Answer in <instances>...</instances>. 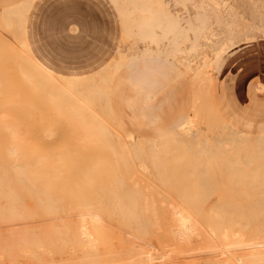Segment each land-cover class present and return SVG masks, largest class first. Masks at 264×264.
Masks as SVG:
<instances>
[{"label": "bare ground", "instance_id": "bare-ground-1", "mask_svg": "<svg viewBox=\"0 0 264 264\" xmlns=\"http://www.w3.org/2000/svg\"><path fill=\"white\" fill-rule=\"evenodd\" d=\"M116 3L118 2L115 0V4ZM121 3L123 6L120 5ZM121 3L119 4L120 7L116 6L118 7L117 10H119L121 16L120 19L122 20L124 27V36L128 38V36L136 30L139 36L142 35V38H140L141 40L147 41L148 44L156 45V50L147 47L143 54L160 53L159 43L165 39L171 40V38L173 41L172 44L174 43L171 45V52L177 53L178 51H184L182 45L186 43L191 44L190 52L196 50V45L200 37L201 39L205 38H202V33L205 32V21L208 17L214 15L216 18H219L224 11L226 12L228 9L234 8L231 6L232 4L228 3V0H170L168 3L165 0H124V2L121 1ZM254 4L256 5L257 3ZM171 6L173 10H171ZM30 7L31 0H27L12 8L3 9L0 13V18L4 27L15 33L19 45L27 53L24 57L22 55L17 56L19 58L21 57L25 62V64L22 62L25 67L20 64L19 68V65L16 66L22 80L30 85L32 89L31 92H34V94L37 95L35 96L42 101L44 107L55 111L54 114L58 115V124L63 123L66 125L70 136L74 135L70 132L77 131V133H79V135L76 133L78 136L77 140L80 142H101L103 144L107 143V146L111 144L109 142H113V140L117 141V143L119 142L120 150L123 152L121 155V161L126 165H129L133 159L136 160V164L140 166V161L142 159H140L139 156L143 154V148L146 147H143L142 145L147 141L140 145H135L134 142H132L131 135H125V132L124 135L129 139L128 142L133 143L132 145H129V149H127L126 145L120 144V137L109 128V123L114 124L115 128L118 127L113 121L107 102L109 92L108 85L111 83H109V81H111L110 78L115 73H113V71L119 69L121 63H123L122 61H125L127 57L126 54H120L116 61L112 62L108 68L98 74L100 76L99 80H96V77H58V75L53 74L38 63L31 55L26 40V22ZM127 7L130 8L128 9ZM176 8H182L183 13L174 11ZM230 13H233V11ZM223 15H225V13ZM156 30H158L160 34H158ZM191 32L194 35V40H191L189 36V33ZM166 48L167 47L164 49L166 50ZM185 50L187 52V49ZM169 56L170 55H168L167 58ZM128 60L129 59L127 58L126 62ZM182 61L183 60H181V62ZM182 63L185 64L186 61H183ZM206 68L207 66L205 62L195 67H191L187 64L184 72L191 75L194 85H197L195 82L201 85H207L211 82V76ZM2 81L3 79L0 82ZM9 84L10 81L5 80L0 86H6ZM201 85H197L198 87L196 90L199 91L201 88L199 86ZM0 88L2 91L8 90L7 87ZM198 91L197 93L199 94L200 91ZM202 95L205 97L204 94ZM206 95L208 94L206 93ZM198 97L202 96L199 95ZM208 97L209 96L206 98ZM194 99H198L197 96ZM199 100H201V98H199ZM193 108L196 109V115L199 116L202 107L197 104V106ZM204 108L205 107H203V109ZM202 112H204V110H202ZM193 116L190 117L192 118ZM191 118H188L177 132L158 140L160 142L159 144H165V146H168L167 148L162 146V149L164 150L166 148L164 150L166 152L170 147L175 151V148H177V145L179 144L178 148L180 151L177 150L178 148L176 150L179 151L180 155H183L181 156L182 158L179 157L181 159L186 156L188 151H193L192 153L195 155L194 158H197L196 156L199 154L203 155L205 153V155H208L210 158H208L209 162L214 158L219 160L221 164H226L229 168L234 170V175L230 176V178L235 182H233L230 187L241 184H237V181L249 179L248 181H250L251 185L247 184V187L261 189L263 191L264 163L261 159L264 157V136L252 137L251 135L239 132L224 121L223 123L218 124V128L221 129L220 133L218 132V135H213L212 138H209L201 134L200 124L202 120L200 116L197 117V119ZM3 130L8 133V135L0 137V146L4 147L0 150V258H2V260L4 258L5 260V262H2L1 260L2 263L0 264H58V260H62V257L64 258V254L67 250H70L72 255L75 254L76 259L79 257L83 264L85 262L89 264H98L99 261H97V256L99 258L102 257L104 260L106 257L103 256L108 254L107 252H104L106 249L109 251L114 250L116 253L122 250V252H120L122 254L118 255L121 256V258L124 251L129 256L127 260L133 258V261H135V259L139 258L135 264H146L145 261H151L149 264H153L156 259H154V256L157 257V253L159 255L158 257H160L163 251L162 247L165 250L163 253L166 252V248L168 249L169 245H167V247L165 245L169 241L172 242V246L174 244V247L177 246L176 248L178 251L175 250L176 248L174 250L179 253L176 254L174 250H172L173 252H171L176 255L173 254L174 256L171 257L172 255L169 256L170 253L168 254L167 251L165 254L161 255L160 262L156 260V264H264V191L258 195L252 194L253 197L259 196L261 198H256L251 203H244L243 206H240V203L231 200L228 197L226 204H228L229 207L223 208V202L222 200H219L215 203L214 207L210 209L209 215L206 217L202 214L201 208L195 207L194 203L198 202L202 204V202H206L209 197L214 194V189L217 187L224 188L226 186L215 185V182L211 181L213 180V177L211 178L206 175V171H202L203 174L200 173L202 175L196 177L194 173L198 172V170L196 171V167L197 165L200 166L199 163H196V166H193L194 169L192 168L193 170L188 173L189 176H168L163 173L167 171L163 169L165 166L161 165L163 163L161 159L158 158L157 162L159 166L157 165L156 169L158 172H156L158 174L156 179L158 180V185L160 184L163 189H168V192L161 193L157 191V193L153 192L152 194H146V192L142 191L139 192L140 187H143L145 183L143 186H139L140 181L136 180V178L133 177L134 175L129 176V174L126 176L118 175V177L112 178L116 176L118 172L116 171L113 174L114 176L112 174L108 175L111 179V183H113V186H109L110 188L104 189V187L102 188L98 186V184L103 185L102 183H96L98 186H96V190L98 191L100 189L99 191H101L100 194H98L101 201H99L100 199L92 200L96 199L97 194L95 193L92 195L95 196L91 201L88 202L80 199L78 204L80 206L73 208V206L71 207V204H75V188L73 190L75 183L74 185L69 183L75 179L72 177L73 180L69 175L72 172H75L73 171L75 169V164L72 160L75 155L71 156L69 153H72L73 155L75 150L71 152L69 149L61 151L63 148L58 150L42 149L36 144L30 145L27 142V144H25L24 139L19 136V130L10 129L8 127H4ZM51 131H53V129H49V131L47 130L46 132L48 133ZM47 135L51 136L49 133ZM149 141L151 142L149 143L150 145L156 146L158 144L157 141L154 142L155 140ZM101 143L98 144V146L101 145ZM248 143H252L253 146L250 147V145H247V147H244L243 144ZM88 146H90V144ZM106 148L107 147H105V149ZM108 148H110V146ZM192 148L194 150H192ZM105 149L103 150L105 151ZM243 149L245 151H243ZM107 151H109V149ZM112 152L114 154L116 153L114 150ZM168 152L170 155V151ZM191 152L187 158L191 156L193 159ZM157 153H159V150ZM80 155L81 154H78L77 157ZM84 157L82 158L84 159ZM144 158L146 157L144 156ZM201 158L202 157L199 158V161L197 159V161L200 162ZM96 159L97 158L94 157L93 161ZM100 160L101 159L95 161L94 165L99 166L101 163ZM166 160H168V158ZM176 161L178 162L181 160L176 159ZM157 162L154 163L157 164ZM86 163H88V161ZM112 163L115 164L114 161ZM150 163H152V161ZM204 165L205 163H203V167ZM248 165L253 166L251 170L246 171L245 168H247ZM110 166L113 167L112 164H110ZM144 166H146V164ZM115 167L116 166L114 165L113 168ZM129 167H132V165ZM241 168H243L246 173L242 171ZM92 169H94V167H92ZM144 169H148V165ZM111 170L108 171L111 173L117 169ZM152 170H154L153 167ZM100 171L97 170L95 172ZM105 173L109 174L108 172ZM88 174L83 173L82 176L88 181V183L92 184L94 179H91ZM99 174L102 176L104 175L102 173ZM99 174L97 175L100 176ZM235 174L237 175L235 176ZM80 179L78 183L81 184L82 179ZM97 179L100 182V178ZM139 179H141V177ZM83 183H85L84 180ZM115 184L116 186H114ZM85 185L86 187L88 186V184ZM91 186H93V184ZM124 186V189L126 190L123 192L122 189ZM148 186L146 184V187ZM66 188L73 190V192H69V190L65 192ZM89 189H92V187H89ZM117 189L122 192L115 191ZM149 189L152 190V188ZM171 189L174 190V192H170L169 190ZM136 190H138V192H136ZM153 190L155 191L154 188ZM154 194L162 198V203L175 204L174 201L171 202L170 197H172L179 201L180 205L176 204L178 207L171 208V211L169 210L168 214H166V212H168L167 210H165V212L164 209H162L165 213L161 214V217L159 216V219L161 220L160 223H168H164L165 229L162 231L163 233L161 232V236L158 234L155 235L154 233V238L162 237L161 241L158 242L159 239L156 240V238L154 241L161 245L159 252H156L155 255L154 250L151 249L152 247H147L146 249L144 248V250L149 251L151 249L154 253H150L154 256L151 255L149 258L146 256L144 258L142 256L138 257L137 255H139V253H144V255L147 253L144 252V250L142 253L141 247L150 246V243L147 242L152 241L145 240L147 245H144L145 243L143 244L142 241L149 236L151 228L153 229L157 226L156 215L158 214H156V211L158 210V206L156 205L155 207L157 200L153 201L152 199H148L149 195ZM68 198L72 199L68 200ZM89 198L90 197L88 196L87 199ZM225 198H227V196ZM159 203L157 202V204ZM65 205L68 206L66 207ZM162 210L159 208L158 211ZM224 212L233 214V216H224L222 214ZM245 212L249 214H244ZM74 216H78V219L80 218V220L77 218L74 219ZM256 220L259 221V224L256 229H253V223ZM102 221H107L108 223L113 224L119 222L116 226L117 229L122 227L125 231H128V235H130L129 237L132 238L133 236V240L129 245L130 247H126V242L130 239L129 237L127 240L121 239V237L123 235L125 236L127 232L120 234L117 233L119 230L117 231L115 228L114 230L117 231L115 233L111 228L113 224L108 226V224H105ZM16 225L21 226L16 227ZM4 227L9 228L4 229ZM202 227H205L209 231L212 238H209L208 236V238H206L205 235L203 238H201V235V237L199 235L196 236ZM192 237H199V240L202 239V244H198L199 241L196 243V247H201L203 245L202 249H194L193 251V248H196L195 245L193 246L192 243L191 245L193 247L188 245ZM162 239L167 240V243L163 244ZM152 244L153 242L151 245ZM178 245L190 246L189 248H187V246H182L184 250H187V254L186 252H183L181 248V250L178 249ZM103 247H106V249L103 250L105 253L104 255L99 254L102 253L100 250H102ZM190 248L192 252L190 251L189 254H194L196 250L206 251L205 254H202L201 256H198V251H196V257L192 255L190 258V255L188 254ZM129 254H135V259L134 256H130ZM166 254H168V258ZM76 255H78V257ZM193 256L195 258H192ZM123 258L125 257L123 256ZM140 258L141 261H139ZM109 260H111V258ZM119 260L116 259V262ZM122 260L123 259L120 261ZM152 260H154V262ZM124 261L123 264H128V261H126V263H124ZM101 262L102 261L99 263L101 264ZM78 263L80 264L81 262L77 261L76 264ZM106 263L108 262L106 261Z\"/></svg>", "mask_w": 264, "mask_h": 264}, {"label": "rangeland", "instance_id": "rangeland-1", "mask_svg": "<svg viewBox=\"0 0 264 264\" xmlns=\"http://www.w3.org/2000/svg\"><path fill=\"white\" fill-rule=\"evenodd\" d=\"M23 1L25 0H0V13L3 9L16 6ZM121 1L124 2V0ZM121 1L116 0L118 3L115 4L114 0H31V7L27 15L26 39L32 57L55 75H89L99 70L112 59L117 58L118 54H126L127 57L125 61H122L125 63H121L119 69L113 71V73L115 72L112 75L114 78L110 76L111 81H109V83H111L109 84L110 86L108 85L109 92L107 102L111 112L110 114L118 128H115V125L111 123H109V128L112 130V132L116 133L120 137V144L126 145L127 149H129V145L133 144L132 142H134L135 145H140L147 141L142 145L143 147H146L143 148V156H139L140 159H142L140 161V166L136 164V160L133 159L129 165H126L123 163V161H121V155L123 152L120 150L121 148L119 146V142L117 143V141L113 140V142H109L111 144L108 143V146L107 143L103 144L101 142H80L77 140V135H79L77 131L70 132L74 134L73 136H70L69 132L67 131V126L63 123L58 124V115L54 114L55 111L53 109L44 107L42 101L36 97L37 95L34 94V92H31L32 89L30 85L26 84L22 80V77H20L19 70L17 71V69L20 67V65L25 67V65H23L25 62L23 59H21V57L19 58L17 56L22 55L24 57L27 55V53L19 45L15 33L12 32V30L4 27L1 18L0 81L2 79L3 81L0 82V85H2L5 80H9L10 84L6 86H0L8 88L6 91H2L0 88V137L8 135V133L4 132L3 130L4 127H8L10 129L19 130V136L24 139L25 144H36L42 149L46 148V150H58L60 148H63L61 151L69 149V151L71 150V152H73L75 150L73 155L72 153H69L71 156L75 155L72 159L75 164V169L73 171L78 172H72L75 175L72 173V176L71 174L69 175L71 178L74 177L75 179L74 180L72 178L74 181H70L69 184L74 185L75 183L73 190L75 188L74 194H77L74 195L75 204H71V207L73 206V208L80 206L78 205L80 199L86 200L88 202L91 201V199L95 196L92 195L95 193L97 194L96 199L92 200L100 199L99 201H101V198L98 197V194H100L101 191H99L100 189L98 191L96 189L98 186L102 188L104 187V189L113 186V183H111V179L108 175H113L116 171H118L116 176L113 175L114 177L112 178L118 177V175L126 176L129 174V176L134 175L133 177L140 181L139 186H143L145 183L143 187H140L139 192H146V194H152L153 192L157 193V191L161 193L168 192V189H163L160 184L158 185V180L156 179L158 175L156 169L157 165L159 166L157 162L158 158L161 159L163 163L161 165L166 167V169L165 167H162L165 171H167L163 173L167 174L168 176H189L188 173L194 169L193 166H196V163H199L200 166L197 165L196 167V171L198 170V172L194 173L196 177L201 176L203 174L202 171H206V175L211 178L213 177V180L211 181L215 182V185L217 184L226 186L224 188L217 187L214 189V194H212L206 202H202V204L198 202L194 203L195 207L201 208L202 214H204L206 217L209 215L210 209L213 208L215 203H217L219 200H222L223 208H226L229 207L228 204H226L228 197L229 199L240 203V206H243L244 203H251L256 198H261L259 196L253 197L252 194L258 195L264 190L262 191L261 189L247 187V184L251 185L250 181H248L249 179L237 181V184H241L230 187V185L235 182L230 178V176L234 175V170L229 168L226 164H221L219 160L213 158L211 159L213 161L210 160L209 162L210 158L208 155H205V153L203 155L199 154L196 156L197 158H194L195 155L192 153L193 151H188L186 156H184V158H186L181 159V156L183 155L179 154V144L177 145L178 149L175 148V151H173V148L169 147L165 152L164 150L168 146H165V144H159L160 142L158 140L169 136L173 132H177L181 123L187 117L191 118L190 116L193 115V119H197V117L200 116L202 120L200 124L201 134L209 138H212L213 135L216 136L220 133L221 129L218 128V124H221L224 121L230 123L238 130L250 133L252 137H255V135H262L259 132H264V0H228V3L232 4L231 6L234 8L228 9L226 12L224 11L225 15H223V13L222 16H219V18H216L214 15L208 17V19L205 21V32H203L204 34L202 33V38H205L201 39L200 37L196 45V50L190 52L189 50L191 44L186 43L182 45L184 51H178L177 53L171 52V45L174 43L172 44V38L169 37L171 40L165 39L159 43L160 51H164L162 52L163 54L161 52L158 54H143L147 47L156 50V45L148 44L147 41L141 40L136 35L128 36V38L123 35L119 10H117L120 5L123 6ZM165 1L168 3L170 0ZM254 3L257 4L255 5ZM127 8L129 9L130 7ZM171 10H173L172 6ZM174 11L183 13L182 8H176ZM231 11H233V13H230ZM156 32L160 34L158 30H156ZM189 36L191 40H194V35L192 32L189 33ZM165 47H167L166 50L164 49ZM185 49H187V52ZM168 55L170 56L167 58ZM127 58L129 60L126 62ZM181 60L186 61V63H182L183 61L181 62ZM22 62L24 63L22 64ZM204 62L207 66L206 70H208L207 72H209L211 76V82L207 84L208 87L206 84L201 85L195 82V84L201 85L199 86L201 88L199 89L200 93L198 94V90H196L198 86L194 85L191 75H188L184 71L187 67V64H189L191 67H195L197 65L203 64ZM16 66H18V68H16ZM94 77H96V80L100 79L99 75ZM202 86L204 87V90ZM204 92H206L208 95H206ZM202 94H204L205 97ZM199 95L202 97H198ZM194 96H197L198 99H194ZM207 96L209 97L206 98ZM199 98H201V100H199ZM197 104L202 107L199 116L196 115V109L193 108L196 107ZM203 107L205 108L203 109ZM202 110H204V112H202ZM49 129H53V131L48 132L51 134V136L47 135L48 133L46 132L47 130L49 131ZM125 132V135H131V143L128 142L129 139L125 137ZM149 140H155L154 142L157 141L159 145H150L149 143L151 142ZM100 143L101 145H99V147L98 144ZM89 144L90 146H88ZM243 145L244 147H247V145H250V147L253 146L252 143ZM109 146L110 148H108ZM162 146H165L166 148L163 150ZM105 147L107 148L105 149ZM3 148V146H0V150ZM103 149H105V151ZM108 149L109 151L114 150L116 153L114 154L111 151L113 153L112 154L111 152L107 151ZM244 149L243 151H245ZM158 150L159 153H157ZM192 150L194 149L192 148ZM168 151H170V155ZM190 152L191 155H193V159L191 156L187 158ZM78 154L81 155L77 157ZM84 156L88 158L86 159ZM144 156L147 159L144 158ZM174 156L178 157L175 158ZM199 156L202 157L200 161L202 165L200 162H198L200 160ZM82 157H84V159ZM94 157L97 159L93 161ZM164 157L166 159L168 158L170 161L166 160ZM99 159H101L100 165L95 166L94 162L99 161ZM150 159L152 163H150ZM176 159L181 160L183 164L181 161L177 162ZM262 160L264 163V157L261 159V161ZM87 161L88 163H86ZM113 161L115 164L112 163ZM154 162H157V164ZM108 163L112 164L113 167L114 165L116 167L113 168ZM203 163H205L204 167ZM145 164L146 166H144ZM130 165H132V167H129ZM147 165L148 169H144L147 167ZM252 166L253 165H248L245 170H251ZM92 167H94V169H92ZM111 167L117 170L112 171L113 169ZM152 167L154 170H152ZM77 168H80L83 171ZM97 170L101 171L95 172ZM108 170H111L112 172L110 173ZM241 170L245 172L243 168H241ZM105 172H108L109 174ZM83 173H89L88 176L90 175L89 177L94 179V182H92L93 186H91L92 184L88 183V181L83 178ZM99 173L105 174L102 176ZM237 174H235V176ZM140 177L141 179H139ZM97 178H100V182ZM79 179L81 180V184L78 183ZM83 180L85 183H83ZM96 183H102L103 185L98 184L97 186ZM85 184H88V186L86 187ZM146 184L149 186L146 187ZM114 186H116V184ZM89 187H92V189H89ZM124 188L125 186L122 189L123 192L126 190ZM149 188H152V190ZM68 190L69 192H73V190L68 188L65 189V192ZM115 191L122 192L119 191V189ZM169 191L174 192L172 189ZM136 192H138V190H136ZM86 196H89L90 200L87 199ZM226 196L227 198H225ZM70 199L72 198H68V200ZM148 199H152L153 201L157 200L158 203L160 202L157 204L155 201V207L157 205L158 210L159 208L161 210L164 209V211L167 210L168 212L165 211L166 214L169 213V210L171 211V208L178 207L177 205H180L179 201L172 197H170L171 202L174 201L175 204L162 203V198L156 194L149 195ZM65 206L67 207L68 205ZM158 210L156 211V214H158L156 215L157 226L153 229L151 228L149 236H147L142 241L143 244L145 243V240L152 241L153 246L151 245L152 242H147L150 243V246H142V253L144 248L146 249L147 247H152L151 249L154 250L155 255L156 252H159V248L161 249V245H159L158 242L161 241L162 237H155L156 240L159 239L158 242L155 243L154 233L155 235L158 234L161 236L163 233L162 231L165 229V224L168 222H164L165 224L160 223L161 220L159 219V216L161 217V214H164L165 212L163 210ZM222 214L224 216H233V214H228L227 212ZM244 214L248 215L249 213L245 212ZM76 218L78 219V216H76L74 219ZM78 220H80V218ZM102 222L108 224V226L113 224L108 223L107 221ZM118 223L119 222H115L111 228L113 230L115 228L117 229L116 226ZM253 224V229H256L259 221L256 220ZM20 226L16 225V227ZM6 228L8 229L9 227ZM6 228L4 227V229ZM120 228L117 229L119 232L114 230L115 233L117 232L121 234L127 232V234H125L126 237L124 235L121 237L122 240H127L130 236L128 235V231H125V229L122 227ZM199 231L196 236L201 235L202 237H200L203 238L205 235L206 238H212L209 231L205 227H202ZM129 238V241L126 242V247H130L129 245L133 240V236L132 238ZM198 238L199 237H192L189 241L190 243L188 242V245H191L192 243V245H195L196 247V243L198 241V244H202V239L199 240ZM169 242L167 243V240L162 239L163 244L167 243L165 245L166 247L169 245L168 249L166 248V252L168 251L167 253H170L169 256L172 255L171 257H173V254H178L179 252H175V250H177V246L174 247L175 244L172 246V242ZM147 243L144 245H147ZM188 245L184 246L189 248L190 246ZM179 246L180 245H178V249L181 248L183 252L187 251L184 250L183 245V247ZM202 246L193 248V251L194 249H202ZM191 248L189 249L188 254L190 251L192 252ZM104 249H106V247H103L102 250H100L102 253L99 254L104 255V252H107L108 254L103 256L107 259L104 258L103 260L102 257H100V259L98 256V260L96 258L97 261H102L101 264H123L125 258L126 259L124 263L128 261V264H135L139 259V256H142L143 258L146 256L149 258L151 257L152 253H154L151 249L149 251L144 250V252L147 253H145V255L144 253H139V255H137L138 259H135L136 255H132V252L131 255L134 256L135 259V261H133V258L127 260L129 256L124 251L122 258L121 256H118L122 254L120 253L122 250L116 253L114 250L109 251L106 249L105 251ZM162 250L165 251L163 247ZM172 250H174L175 253H172ZM163 251L162 253L160 252L161 255L166 253H163ZM196 251H198V256H201L202 254H205L206 250H200L201 253L199 250ZM196 251L194 254H189L190 258L192 255L196 257ZM71 253L72 252L70 250H67L64 254V258L62 257V260H58V264H76L77 261L81 262L80 264H83L78 255H76L78 257V259H76L75 254L72 255ZM168 254H166L167 258L169 257ZM123 256L125 258H123ZM158 256V253L157 257L154 256V259L156 258L155 262L156 260L160 262L159 260L161 258ZM194 256L192 258H195ZM110 258L111 260H109ZM116 259L123 260L116 262ZM1 260L2 258H0V263L5 262L4 258L2 262ZM106 261L108 263H106ZM139 261H141V258ZM152 261L154 262V260ZM99 262L98 264H100ZM155 262L153 264L157 263ZM145 263L149 264L151 261H145Z\"/></svg>", "mask_w": 264, "mask_h": 264}, {"label": "crops", "instance_id": "crops-1", "mask_svg": "<svg viewBox=\"0 0 264 264\" xmlns=\"http://www.w3.org/2000/svg\"><path fill=\"white\" fill-rule=\"evenodd\" d=\"M25 1H27V0H25ZM25 1H23V2H25ZM115 1V0H114ZM23 2H21V3H19V4H22ZM18 4V5H19ZM17 6V5H16ZM14 7V6H13ZM9 8H12V7H9ZM5 9H8V8H5ZM119 16H120V14H119ZM121 17V16H120ZM121 20V19H120ZM27 23V22H26ZM121 25H122V29H123V35H124V27H123V24H122V20H121ZM137 34V32H136V30H135V32L133 31L132 32V34L130 35V36H134V35H136ZM136 36H138L139 38H142V35L141 36H139V34H137ZM27 40V39H26ZM29 46V45H28ZM120 54H118V56H119ZM118 59V57L117 58H114V59H112L111 61H109L106 65H104L103 67H101L99 70H97V71H95V72H93V73H91V74H89V75H84V76H62V75H58V77H63V78H72V77H75V78H87V77H94V76H96V75H98V74H100L102 71H104L106 68H108L111 64H112V62H114V61H116ZM188 119V117L181 123V125H183L184 123H185V121ZM227 123V122H226ZM227 124H229L230 126H232L230 123H227ZM181 125L179 126V128L181 127ZM233 127V126H232ZM178 128V129H179ZM234 128V127H233ZM234 129H236V128H234ZM236 130H238V129H236ZM239 132H243V133H245V134H248V135H251L250 133H246L245 131H241V130H238ZM174 133V132H173ZM259 133H261L262 135H255V136H264V132H259ZM172 134V133H171Z\"/></svg>", "mask_w": 264, "mask_h": 264}]
</instances>
